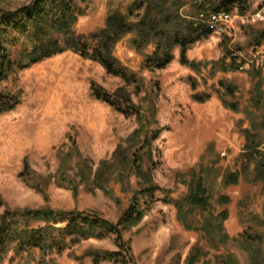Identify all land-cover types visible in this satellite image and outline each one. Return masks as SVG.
<instances>
[{
  "label": "rangeland",
  "instance_id": "374dc122",
  "mask_svg": "<svg viewBox=\"0 0 264 264\" xmlns=\"http://www.w3.org/2000/svg\"><path fill=\"white\" fill-rule=\"evenodd\" d=\"M31 1L9 0L3 7L15 10ZM134 1L80 3L84 14L76 33L89 36L104 29L110 14H126ZM182 1L185 6L181 14L196 26H210V21L215 25L210 26L214 32L209 38L187 52L196 69L182 65L181 52L176 49L173 63L165 70H144L143 61L153 53V46L139 54L130 36L116 46V58L143 79L140 94L132 96L141 112L140 123L92 95L93 83L114 93L123 81L72 51L0 83L1 93L21 101L0 117V214L50 208L56 212H91L118 222L135 197L143 199L138 194L147 182L113 156L119 149L122 153L129 148L135 152L148 134L160 131L150 149L152 171L150 153L142 159V168L159 188L156 197L160 200L151 204L136 227L124 233L135 263L189 264L193 257L197 259L194 264H221L232 256L238 264H251L245 243L257 237L261 239L256 247L264 255V182L256 179L257 164L264 163V133L257 127L252 129L253 123L261 122L260 112L252 108V91L261 78L264 89V44L256 45L258 34L264 31V0H249L245 14L223 12L229 17L217 21L213 16L222 12L213 9L222 0ZM20 50L15 49V55ZM224 58L228 62L236 59L241 71L213 70V65ZM254 71H260L261 78H252ZM191 78L197 82L196 91ZM220 81L237 88L236 96L227 101L238 103V112L222 104L217 93H224ZM196 93H208L212 98L198 104L193 101ZM246 129L262 142L253 159L246 157ZM236 173L237 184L226 186L225 177ZM199 178L211 196L214 218L224 211L229 213L223 223L227 243L216 237L215 228L210 235L200 230L202 217L190 218L191 228L185 227L175 206L163 202L185 198L191 182ZM223 198L229 203L222 204ZM93 251H117L114 238L89 240L49 256L39 250L18 253L13 248L0 264H93L89 256Z\"/></svg>",
  "mask_w": 264,
  "mask_h": 264
},
{
  "label": "trees",
  "instance_id": "16d2710c",
  "mask_svg": "<svg viewBox=\"0 0 264 264\" xmlns=\"http://www.w3.org/2000/svg\"><path fill=\"white\" fill-rule=\"evenodd\" d=\"M9 0H0V83L7 81L18 72L27 70L67 51H72L84 59L100 64L108 75L120 78L124 85L114 93H109L101 86L93 83L92 95L95 99L108 104L118 113L126 117L142 119L139 108L134 103L133 95H139L143 88V79L123 65L115 56L119 42L131 37L133 49L141 54L148 47L154 51L143 61V69L148 71L165 70L175 59V50L179 49L180 62L184 66L196 69L197 65L187 58V52L197 43L209 38L214 30L208 25L196 26L181 14L185 6L182 0H135L127 9L109 15L104 29L89 36L78 35L75 27L84 12L80 3L86 0H32L29 4L15 10H7L3 6ZM214 12L231 13L238 11L245 14L249 10V0H222L213 9ZM264 44V31L258 34L256 45ZM20 48L15 55L14 50ZM242 65L236 59H223L213 65V70L223 73L241 71ZM252 78H261L260 71L250 73ZM194 91L197 89L195 79H190ZM219 98L224 107L239 111L238 103L227 101L234 98L237 88L224 81L219 82ZM133 90V92H131ZM223 90V91H222ZM211 94L196 93L193 101L204 104L210 101ZM21 103L14 95L0 92V117L13 111ZM252 108L261 114V122L253 123L252 129L258 128L264 133V89L262 78L257 81L252 91ZM253 114V113H251ZM250 115V114H248ZM251 119V117L249 118ZM141 126V124H140ZM141 129V128H140ZM141 130L137 131L139 136ZM247 140L246 157L253 159L262 146V142L251 130H244ZM160 137V131L148 134L135 152L117 151L113 158L121 159L125 168H132L138 177L147 182V186L139 192L143 199L135 197L132 204L123 213L118 222L113 223L95 213L69 211L56 212L50 208L26 210L0 214V260L11 250L25 252L39 250L44 256L61 254L89 240H105L114 238L117 251H96L89 253L93 264H136L132 248L124 238V233L136 227L146 216L151 204L160 200L156 197L158 187L154 186L152 176L142 168L144 155H150L153 170L151 147L153 141ZM110 169V168H109ZM111 171V170H110ZM256 179L264 182V163L259 162L256 168ZM88 176V175H87ZM98 178L102 171L97 172ZM108 180V179H107ZM239 175L225 177L226 186L237 184ZM144 200V203H142ZM163 202L173 204L178 211L179 220L185 227L191 228L190 218L202 217L204 225L201 231L213 233L215 228L221 242L227 243L223 223L229 213L224 211L214 218L212 214L211 196L202 178L191 182L187 196L181 200L165 199ZM228 204L229 199L220 200ZM210 216L212 220H207ZM218 222L216 227L213 223ZM211 224V225H210ZM193 226V225H192ZM211 228V229H210ZM210 235V234H209ZM260 237L249 238L245 248L249 253L251 264H264V255L256 247ZM196 258L191 257L189 264ZM221 264H238L232 256Z\"/></svg>",
  "mask_w": 264,
  "mask_h": 264
},
{
  "label": "built area",
  "instance_id": "2783aa9c",
  "mask_svg": "<svg viewBox=\"0 0 264 264\" xmlns=\"http://www.w3.org/2000/svg\"><path fill=\"white\" fill-rule=\"evenodd\" d=\"M229 16L227 15V14H225V13H221V14H218V15H215V16H213V21H217L218 20V18L219 19H223V18H228ZM208 23V22H207ZM210 26H212L213 28H214V26L215 25H213V23L210 21L209 23H208ZM236 55H232V58L233 57H235Z\"/></svg>",
  "mask_w": 264,
  "mask_h": 264
}]
</instances>
